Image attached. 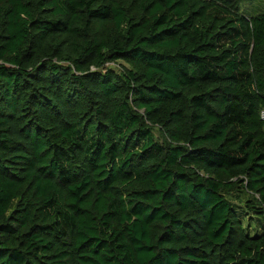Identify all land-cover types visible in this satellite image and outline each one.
I'll return each mask as SVG.
<instances>
[{
  "label": "trees",
  "instance_id": "obj_1",
  "mask_svg": "<svg viewBox=\"0 0 264 264\" xmlns=\"http://www.w3.org/2000/svg\"><path fill=\"white\" fill-rule=\"evenodd\" d=\"M244 1L0 0V264H264Z\"/></svg>",
  "mask_w": 264,
  "mask_h": 264
},
{
  "label": "rangeland",
  "instance_id": "obj_2",
  "mask_svg": "<svg viewBox=\"0 0 264 264\" xmlns=\"http://www.w3.org/2000/svg\"><path fill=\"white\" fill-rule=\"evenodd\" d=\"M239 10L245 15H253L258 12H264V0H246L239 4ZM107 66L117 68L116 63H108ZM152 136L154 139L161 141V137L157 132V128H152Z\"/></svg>",
  "mask_w": 264,
  "mask_h": 264
},
{
  "label": "built area",
  "instance_id": "obj_3",
  "mask_svg": "<svg viewBox=\"0 0 264 264\" xmlns=\"http://www.w3.org/2000/svg\"><path fill=\"white\" fill-rule=\"evenodd\" d=\"M259 118L264 123V106L259 110Z\"/></svg>",
  "mask_w": 264,
  "mask_h": 264
}]
</instances>
